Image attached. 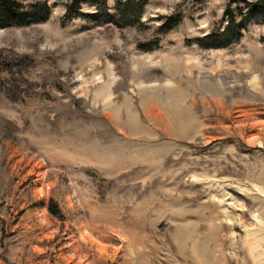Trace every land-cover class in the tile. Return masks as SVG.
I'll return each mask as SVG.
<instances>
[{"label":"rangeland","instance_id":"obj_1","mask_svg":"<svg viewBox=\"0 0 264 264\" xmlns=\"http://www.w3.org/2000/svg\"><path fill=\"white\" fill-rule=\"evenodd\" d=\"M12 1L0 264H264L258 0Z\"/></svg>","mask_w":264,"mask_h":264},{"label":"trees","instance_id":"obj_2","mask_svg":"<svg viewBox=\"0 0 264 264\" xmlns=\"http://www.w3.org/2000/svg\"><path fill=\"white\" fill-rule=\"evenodd\" d=\"M79 0H71L70 5L67 6V20H71L72 19V15H74L75 13H78V6ZM133 6L132 2L128 5V7ZM252 7L253 11H257V9L259 7L264 8V0H258L256 3H252V5H250ZM45 5L36 7V6H31L30 8H27L26 13H24L23 8L24 7H19L18 3L12 1V0H0V22H4L5 24H8L10 21V17L11 18H15V15H17L16 18L18 20V23L21 22V19L23 17H26L23 19V21H25V19L27 18H37L39 12H41L42 8H44ZM46 8V7H45ZM32 11L33 14H32ZM47 11V9H46ZM31 12V13H30ZM227 16H228V24L226 25L225 29H224V36H226L227 38H229L231 35L233 34H239L240 32V28L241 26H243L246 22V20L241 21L240 24L237 23L236 21V14H234V12L227 10ZM21 18V19H20ZM22 24V23H21ZM175 26H177L176 22H172L171 20H167V22L162 26V30L163 32L167 33L171 30H173L175 28ZM213 36V35H212ZM212 38V37H210Z\"/></svg>","mask_w":264,"mask_h":264}]
</instances>
